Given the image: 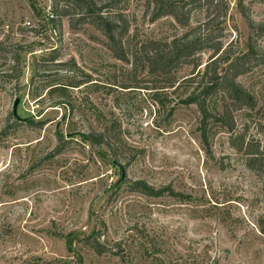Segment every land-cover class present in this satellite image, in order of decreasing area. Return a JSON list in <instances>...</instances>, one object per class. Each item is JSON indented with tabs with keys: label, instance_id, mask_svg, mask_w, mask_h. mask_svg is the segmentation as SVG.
I'll use <instances>...</instances> for the list:
<instances>
[{
	"label": "rangeland",
	"instance_id": "374dc122",
	"mask_svg": "<svg viewBox=\"0 0 264 264\" xmlns=\"http://www.w3.org/2000/svg\"><path fill=\"white\" fill-rule=\"evenodd\" d=\"M221 1L187 5L191 26ZM224 1V46L244 53L251 31L240 4L264 24V0ZM95 2L127 33L123 45L74 8L58 21L52 0H35L38 10L0 0V264H264L262 180L225 126L211 122L204 140L190 101L209 51L195 71L152 73L136 49L189 28L157 18L154 0ZM259 47L264 55V37ZM237 81L257 107L233 112L235 132L264 141V64ZM207 104L220 112L221 94ZM103 132L120 138L118 158L86 140ZM139 182L165 192H136Z\"/></svg>",
	"mask_w": 264,
	"mask_h": 264
},
{
	"label": "trees",
	"instance_id": "16d2710c",
	"mask_svg": "<svg viewBox=\"0 0 264 264\" xmlns=\"http://www.w3.org/2000/svg\"><path fill=\"white\" fill-rule=\"evenodd\" d=\"M33 10L36 8L35 0H28ZM53 10L59 21L60 17L72 15L74 8L75 15H80L83 19L92 17L90 22L99 24L106 36L112 41L115 47L123 45L126 32H122L120 27L113 26L107 17L93 12L96 6L95 0H52ZM222 5H221V4ZM217 2L220 12L211 18L207 14L205 21H200L199 25L192 27L190 24V11H186L187 5L199 4L198 9H204L205 4L201 0H154V11L157 18L172 16L183 26L189 28L185 35L173 38L172 40H149L141 44L136 49L134 57L145 60L146 67L153 73L162 72L168 74L173 67L192 66L193 71L202 65V54L209 51L210 57L206 62L201 74L198 92L191 97L192 103L198 104L203 115L202 134L207 140V130L211 122L220 123L232 133L230 145L241 152L246 157V166L256 172L262 180L264 192V141L248 138V127L242 132H235V121L233 112L237 109L248 108L254 110L257 107L255 97L244 88L237 80L245 74L254 64H264V55L260 52L259 39L264 37V24L256 23L248 13L244 11L243 3L240 4L244 16L248 20L250 35L247 42V51L236 54L224 46V30L222 21L226 18L228 8L225 1ZM105 8L101 9V12ZM96 14V15H95ZM115 49V48H114ZM118 49V48H116ZM124 59L123 56L120 57ZM221 94L222 109L214 113L210 110L207 100ZM15 116V115H14ZM16 117V116H15ZM18 117V116H17ZM16 117V118H17ZM264 118L259 123L264 129ZM264 137V131L260 132ZM109 133L89 134L86 140L93 146H107L112 154L118 158L119 137L112 140ZM136 192L148 196H161L165 190H155L145 182L135 184ZM260 232L264 234V213L259 220ZM95 249V246L89 242Z\"/></svg>",
	"mask_w": 264,
	"mask_h": 264
},
{
	"label": "water",
	"instance_id": "95a60500",
	"mask_svg": "<svg viewBox=\"0 0 264 264\" xmlns=\"http://www.w3.org/2000/svg\"><path fill=\"white\" fill-rule=\"evenodd\" d=\"M18 104H19V99L16 100L13 108V112L16 117L18 116V112H17Z\"/></svg>",
	"mask_w": 264,
	"mask_h": 264
},
{
	"label": "built area",
	"instance_id": "2783aa9c",
	"mask_svg": "<svg viewBox=\"0 0 264 264\" xmlns=\"http://www.w3.org/2000/svg\"><path fill=\"white\" fill-rule=\"evenodd\" d=\"M51 18L53 19V18H54V16L52 15V16H51ZM29 25H31V24L29 23Z\"/></svg>",
	"mask_w": 264,
	"mask_h": 264
}]
</instances>
